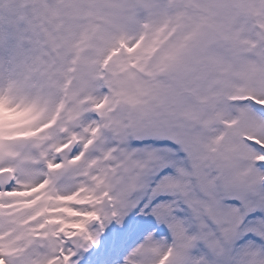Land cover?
<instances>
[{"label": "snow or ice", "instance_id": "snow-or-ice-1", "mask_svg": "<svg viewBox=\"0 0 264 264\" xmlns=\"http://www.w3.org/2000/svg\"><path fill=\"white\" fill-rule=\"evenodd\" d=\"M0 264H264V0H0Z\"/></svg>", "mask_w": 264, "mask_h": 264}]
</instances>
